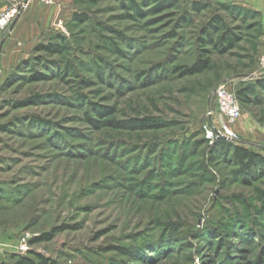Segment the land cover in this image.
Listing matches in <instances>:
<instances>
[{
    "label": "rangeland",
    "instance_id": "1",
    "mask_svg": "<svg viewBox=\"0 0 264 264\" xmlns=\"http://www.w3.org/2000/svg\"><path fill=\"white\" fill-rule=\"evenodd\" d=\"M136 1L29 0L0 27V264H264V168L207 138L226 81L225 139L264 154V0Z\"/></svg>",
    "mask_w": 264,
    "mask_h": 264
},
{
    "label": "trees",
    "instance_id": "2",
    "mask_svg": "<svg viewBox=\"0 0 264 264\" xmlns=\"http://www.w3.org/2000/svg\"><path fill=\"white\" fill-rule=\"evenodd\" d=\"M151 1L157 4V8L161 5H167L170 7V5H174L173 0H143V2ZM131 4L135 5L137 7V10L139 9V6L137 4L136 0H130ZM202 2V3H201ZM193 2V9L194 10H200L201 7H208L209 2ZM80 17V15H78ZM215 30V31H213ZM222 34H219L217 37L215 36V32L221 31ZM203 33L208 36L207 41L212 42L217 50L220 52H226L230 48L234 46V43L236 42V37L233 36V33L229 32V29L225 27L224 22L221 19L215 18L213 21H210L209 25L207 27H204ZM66 48V45L61 43H53L48 44L44 46V49L51 53H56L59 51H62ZM209 59L208 58H200L198 62H196L194 65L187 67L185 69L186 73H199L205 71L209 67ZM40 77V76H39ZM260 86L264 88V82H260ZM242 93H245L242 91ZM95 109L101 113L103 112V109L100 106H95ZM88 120L95 125L96 127H99L101 124V120H96L89 116ZM112 126L118 127L120 123L118 121H110L109 122ZM142 127H148V126H156L155 123L152 122H144L141 124ZM213 150L220 151L222 154H229L232 153L234 161L241 166V171L248 172L250 174H255V170H260L264 168V154L260 151L255 150L254 148L236 143L231 142L225 138H219L215 145L213 146ZM121 250L122 253L128 254V251L123 248H118ZM46 264H53L49 261L45 262ZM16 264H36L33 260L21 257Z\"/></svg>",
    "mask_w": 264,
    "mask_h": 264
},
{
    "label": "built area",
    "instance_id": "3",
    "mask_svg": "<svg viewBox=\"0 0 264 264\" xmlns=\"http://www.w3.org/2000/svg\"><path fill=\"white\" fill-rule=\"evenodd\" d=\"M42 3L53 5L56 0H40ZM29 0H14L9 7H7L3 12L0 13V27H5L9 25L13 20L16 19L18 15L27 7ZM264 42V38H263ZM260 62L264 66V50L260 57ZM215 95L218 101V106L220 109V115L226 119L223 123V129L213 125L207 127V138L217 139V138H229L237 140L235 138L236 134L232 130V124L236 123L238 119L242 116V109L239 104V99L233 91L228 82H222L219 84L215 90Z\"/></svg>",
    "mask_w": 264,
    "mask_h": 264
},
{
    "label": "crops",
    "instance_id": "4",
    "mask_svg": "<svg viewBox=\"0 0 264 264\" xmlns=\"http://www.w3.org/2000/svg\"><path fill=\"white\" fill-rule=\"evenodd\" d=\"M11 0H0V13L3 12L9 5ZM57 1V0H56ZM30 3V2H29ZM42 3V2H41ZM44 4L45 6H52V5H48V4H45V3H42ZM55 5V4H53ZM28 6V5H27Z\"/></svg>",
    "mask_w": 264,
    "mask_h": 264
}]
</instances>
